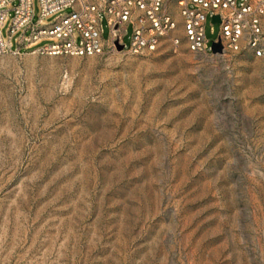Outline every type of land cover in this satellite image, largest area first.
Returning a JSON list of instances; mask_svg holds the SVG:
<instances>
[{
	"label": "rangeland",
	"instance_id": "rangeland-1",
	"mask_svg": "<svg viewBox=\"0 0 264 264\" xmlns=\"http://www.w3.org/2000/svg\"><path fill=\"white\" fill-rule=\"evenodd\" d=\"M220 32L208 16L209 51ZM178 34L177 50L52 55L43 38L0 55V264H264V58Z\"/></svg>",
	"mask_w": 264,
	"mask_h": 264
},
{
	"label": "built area",
	"instance_id": "built-area-1",
	"mask_svg": "<svg viewBox=\"0 0 264 264\" xmlns=\"http://www.w3.org/2000/svg\"><path fill=\"white\" fill-rule=\"evenodd\" d=\"M41 18L33 22L32 0H18L9 39L2 35L8 15L10 0H0V55L20 53L43 38L57 41L35 48L43 54L92 56L108 53L117 48L116 41L124 45L122 51L132 54L156 50L163 38H169L174 50L182 44L181 30L187 47L192 52L226 56L249 51L255 57L264 58V0H175L179 17L168 0H40ZM73 12L44 26V17L63 8ZM105 15L110 27V38L102 37L101 19ZM219 15L221 32L214 42H221L222 53L208 50L205 24ZM213 22V21H212ZM133 24L131 44L123 41L126 27ZM214 23V22H213ZM25 30L17 48L11 37L18 30ZM30 30V34L26 32ZM80 41L77 42L76 35Z\"/></svg>",
	"mask_w": 264,
	"mask_h": 264
},
{
	"label": "water",
	"instance_id": "water-1",
	"mask_svg": "<svg viewBox=\"0 0 264 264\" xmlns=\"http://www.w3.org/2000/svg\"><path fill=\"white\" fill-rule=\"evenodd\" d=\"M212 21L214 23L220 22L219 15H214L212 17ZM116 46H117L118 50H123L124 49V45L123 44H119L118 41H116ZM211 47H212V50H213L214 53H222V51H223V46H222L221 42H213Z\"/></svg>",
	"mask_w": 264,
	"mask_h": 264
}]
</instances>
